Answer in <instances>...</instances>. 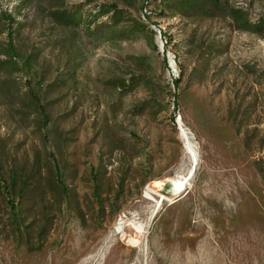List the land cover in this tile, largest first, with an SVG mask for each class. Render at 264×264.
<instances>
[{
	"label": "rangeland",
	"instance_id": "obj_1",
	"mask_svg": "<svg viewBox=\"0 0 264 264\" xmlns=\"http://www.w3.org/2000/svg\"><path fill=\"white\" fill-rule=\"evenodd\" d=\"M142 1L146 15L121 0H66L89 9L117 3L148 25L142 35L103 42L53 21L46 13L56 7L51 0L26 7L0 0V12L20 22L16 40L39 49L49 80L63 81L52 114L64 136L58 150L32 120L0 101V138L9 139L13 157L28 171L38 163L43 170L23 199L28 230L12 227L0 199V264H264V36L236 29L231 18L148 21L161 3ZM229 3L253 22L264 20V0ZM195 30L217 47L204 81L188 77L200 64L188 53ZM6 40L0 33V43ZM182 68L186 76L174 104L173 81ZM142 72L153 83L113 89L111 79ZM151 96L164 105L158 115L149 112ZM179 123L199 164L190 186L175 194L170 183L190 167ZM53 153L73 192L68 203L46 180ZM147 190L166 200L157 207ZM120 221L123 233L116 231ZM137 223L144 233L135 230Z\"/></svg>",
	"mask_w": 264,
	"mask_h": 264
},
{
	"label": "trees",
	"instance_id": "obj_2",
	"mask_svg": "<svg viewBox=\"0 0 264 264\" xmlns=\"http://www.w3.org/2000/svg\"><path fill=\"white\" fill-rule=\"evenodd\" d=\"M51 1L55 2L56 7L46 10V13L58 25L72 30L83 29L87 34L99 38L103 42L142 35L148 27L141 18L136 19L130 10L120 7L117 3H101L93 9H89L82 3L69 7L66 0ZM121 1L128 8L135 9L140 13L146 8V3L142 0ZM21 2L22 6L26 7L31 6L33 0H21ZM160 3L158 11L149 12L148 21H151L152 16L155 18L156 16L161 18L180 16L191 21H195L197 18L206 21L231 18L235 22L236 29L264 36V20L258 23L253 22L244 10L230 6L229 0H160ZM22 10L20 9L21 12ZM19 24L20 22L11 13L0 12V33L7 34V40L0 43V55H4V58H0V74L4 75L0 82V101L11 106V111L20 118L32 120L34 125L46 133L48 140L53 141L59 150L63 145L64 136L58 130L52 114L54 104L52 98L58 92L59 84H62L63 81L61 79L49 80L48 67L44 66L39 59V49H34L32 46L28 49V43L26 45V43H19L16 40V30ZM198 34L195 30L190 36L188 53H196L200 64L188 73V77L200 76V79L204 81L213 52L217 47L214 41L204 36L205 33L200 36H197ZM163 61L165 67L170 69L166 56ZM135 62V65L143 66L142 62ZM185 76L186 71L182 68L179 76L173 81L174 104L179 102L180 95L177 94V91ZM149 78L145 72L130 73L128 78L119 76L111 79V85L115 91L127 92L138 88L140 84L153 83ZM147 103L150 113L154 111V114L158 115L164 110V105L155 97L151 96ZM172 119L174 122L176 121L175 115ZM52 128H54L52 134L47 135ZM8 141V138H0V199L4 201L12 227L21 232L24 228L27 230L30 228L29 223L25 222L28 216L24 214L23 199H25V194L30 191V181L35 177H42L43 170L40 163L29 171L25 164L18 163L13 157ZM52 157H54V170L46 180L55 188L57 196L62 197L68 203L71 201L73 192L64 175L65 167L55 153L52 154ZM259 172L264 180V167H259ZM92 182L95 196L98 197L99 171L93 172ZM47 229L48 226H44L41 233Z\"/></svg>",
	"mask_w": 264,
	"mask_h": 264
},
{
	"label": "bare ground",
	"instance_id": "obj_3",
	"mask_svg": "<svg viewBox=\"0 0 264 264\" xmlns=\"http://www.w3.org/2000/svg\"><path fill=\"white\" fill-rule=\"evenodd\" d=\"M146 15V14H145ZM179 122V121H178ZM180 124V123H179ZM181 125V124H180ZM182 129V136L183 139H185L186 141V145H187V155H189L190 158V167L189 169H187L186 172L180 173L179 175H177L176 179L174 181H172L171 187L172 190L174 191L175 194L180 193L182 190L188 188L190 186V181L192 179V177L195 174V171L198 167L199 164V160H198V154H197V150L195 145L193 144V142L191 141V138L189 136V133L183 128V126H180ZM170 187V186H169ZM155 195H157V193L153 190H147L146 192V197L150 200L156 201L157 207L161 206L163 201L166 200V197L163 196V199H156ZM135 230H137L140 233H144L145 231V226L143 224L137 223L134 225ZM125 230V223L123 221L118 222V227L116 229L117 233H123Z\"/></svg>",
	"mask_w": 264,
	"mask_h": 264
},
{
	"label": "built area",
	"instance_id": "obj_4",
	"mask_svg": "<svg viewBox=\"0 0 264 264\" xmlns=\"http://www.w3.org/2000/svg\"><path fill=\"white\" fill-rule=\"evenodd\" d=\"M142 14L144 15V14H147V9L145 8L144 9V11L142 12ZM178 119H180V118H178Z\"/></svg>",
	"mask_w": 264,
	"mask_h": 264
}]
</instances>
